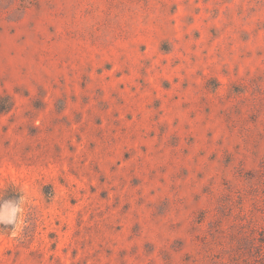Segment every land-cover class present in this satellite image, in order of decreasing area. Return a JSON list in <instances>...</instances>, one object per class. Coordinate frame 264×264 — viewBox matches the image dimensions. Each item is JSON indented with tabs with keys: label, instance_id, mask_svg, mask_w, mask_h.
Listing matches in <instances>:
<instances>
[{
	"label": "rangeland",
	"instance_id": "1",
	"mask_svg": "<svg viewBox=\"0 0 264 264\" xmlns=\"http://www.w3.org/2000/svg\"><path fill=\"white\" fill-rule=\"evenodd\" d=\"M0 264H264V0H0Z\"/></svg>",
	"mask_w": 264,
	"mask_h": 264
},
{
	"label": "clouds",
	"instance_id": "2",
	"mask_svg": "<svg viewBox=\"0 0 264 264\" xmlns=\"http://www.w3.org/2000/svg\"><path fill=\"white\" fill-rule=\"evenodd\" d=\"M9 222H11V221H9Z\"/></svg>",
	"mask_w": 264,
	"mask_h": 264
}]
</instances>
